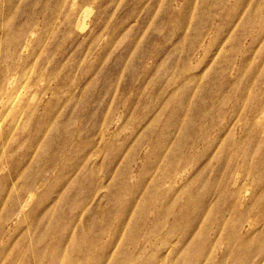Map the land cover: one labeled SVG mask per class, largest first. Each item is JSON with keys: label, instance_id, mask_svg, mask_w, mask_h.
<instances>
[{"label": "rangeland", "instance_id": "rangeland-1", "mask_svg": "<svg viewBox=\"0 0 264 264\" xmlns=\"http://www.w3.org/2000/svg\"><path fill=\"white\" fill-rule=\"evenodd\" d=\"M0 264H264V0H0Z\"/></svg>", "mask_w": 264, "mask_h": 264}]
</instances>
